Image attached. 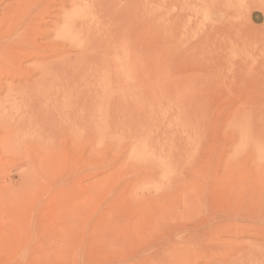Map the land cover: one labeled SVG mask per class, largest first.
Returning a JSON list of instances; mask_svg holds the SVG:
<instances>
[{"label": "rangeland", "instance_id": "obj_1", "mask_svg": "<svg viewBox=\"0 0 264 264\" xmlns=\"http://www.w3.org/2000/svg\"><path fill=\"white\" fill-rule=\"evenodd\" d=\"M10 11L0 264H264V0H0ZM26 43L81 71L45 66L24 92ZM34 105L36 122L15 118Z\"/></svg>", "mask_w": 264, "mask_h": 264}, {"label": "bare ground", "instance_id": "obj_2", "mask_svg": "<svg viewBox=\"0 0 264 264\" xmlns=\"http://www.w3.org/2000/svg\"><path fill=\"white\" fill-rule=\"evenodd\" d=\"M82 1H84V0H82ZM129 4L126 3V4H124V6L121 5L120 7H119V5L118 6H115V5L111 6V9L105 10L104 13L106 15H112V13L118 12L120 9H123L126 6L131 7ZM143 5H144V2H143ZM133 6H135V5H133ZM78 10H79V8H78ZM10 12L8 13L7 16L3 15L1 17V15H0V17H1L0 18V39H4V41H6V27H8V28L13 27L14 29H19L22 26V24H21L22 21L15 20L12 17V15H11V14H16L18 12L17 11H12L11 13ZM137 20H139V19L137 18ZM11 22H13V23L11 24ZM15 22H17V24ZM84 22H85L84 20H81V22L77 24V25L80 24L79 25V29H77V30L79 31V33L81 35V39L82 38L85 39V37H87L86 35H88V33H87L88 30H86ZM149 22L151 24V21H147L148 24H149ZM145 24H146V20H145ZM74 29H75V27H74ZM137 41H139V40L137 39ZM17 43H23V41L21 40L20 37L17 38ZM85 44H86V40H84L83 43L81 42L79 44L78 49H79V51H81V54L86 58V56L88 55V51L86 50ZM26 45H28L29 47H27L25 49H21V52L17 53V55H15V57H13V58L16 59L15 61L17 63L20 62V58H24V59L25 58L26 59L29 58V59H31L32 61H34L33 65H32V68L26 71V70H24V69H22L20 67H17V65H16L17 63L15 61H12V63H11L12 66H13V70H14V73H12L13 79H16V80L19 81V83H20L19 87L21 88V86H22V89L28 87L29 80H32L33 78H35V76H37V74H39L40 71L45 68V66H46V69H44L45 71L50 68L53 73L63 72L64 75H69L71 73L77 74V73H79L81 71V67L80 66H78L77 69L75 67H73L72 65H70V67H68V65H69L68 63L69 62H67L66 64H64V63L63 64H59L57 66L55 64H51V65L48 64V66L47 65H42V64L39 63V61L41 60L42 57L38 54V52H36V51L32 52V50L30 49V47H32L33 45H31L30 43H26ZM34 47H35V49H37L36 46H34ZM52 55H57V54L55 52H53ZM8 59H10V58L6 57V45L5 46L0 45V73H2V75H4V77H6V61H8ZM83 64H84V61H83ZM48 72L50 73L49 70H48ZM8 76L11 77V73ZM23 90H24V92L27 91L25 89H23ZM2 92L6 93V84L5 83L3 84V83L0 82V93H2ZM32 92H34V91H32ZM98 97H99V95H98ZM99 98H101V97H99ZM99 98H97V99H99ZM90 100H92V99L89 98V101ZM39 112H40L39 108L36 105H34V106L31 107V111L30 112L29 111H25V112H23L21 114V116L17 115L15 118H18L21 121L24 120V122H27V121L28 122H32V121L36 122V120H38V118H39ZM0 116H1V121L4 120L3 123L6 124V106H4V108L2 107V109L0 110ZM15 118L11 117L9 120L14 122V123H16V122H18V120H16Z\"/></svg>", "mask_w": 264, "mask_h": 264}]
</instances>
